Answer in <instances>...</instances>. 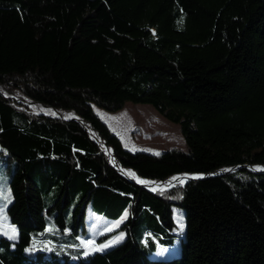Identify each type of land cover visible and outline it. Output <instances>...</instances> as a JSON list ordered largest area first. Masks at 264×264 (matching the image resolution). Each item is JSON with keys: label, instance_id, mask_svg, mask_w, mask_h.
Wrapping results in <instances>:
<instances>
[{"label": "trees", "instance_id": "obj_1", "mask_svg": "<svg viewBox=\"0 0 264 264\" xmlns=\"http://www.w3.org/2000/svg\"><path fill=\"white\" fill-rule=\"evenodd\" d=\"M7 45L20 75L3 68ZM0 84L80 116L142 179L242 166L151 193L121 177L77 122L0 95L7 215L18 233L0 235V264H264V174L246 167L264 166V0H0ZM127 103L180 125L189 152L126 149L94 106L117 113ZM90 206L127 218L122 242L88 255L80 237ZM178 238L181 254L158 259Z\"/></svg>", "mask_w": 264, "mask_h": 264}, {"label": "rangeland", "instance_id": "obj_2", "mask_svg": "<svg viewBox=\"0 0 264 264\" xmlns=\"http://www.w3.org/2000/svg\"><path fill=\"white\" fill-rule=\"evenodd\" d=\"M11 21L12 19L8 21V25L10 26L9 37L13 32ZM11 53L10 47L7 45L3 68L7 71H16L20 75L22 73L20 54ZM94 111L129 151L146 152L153 155H159L169 150L189 152L181 126L163 117L150 105L127 103L124 109L117 113H110L94 106ZM6 166L5 158L0 153V235L13 238L16 228L11 225L7 215V208L13 200L10 189L11 174L7 172ZM58 193L59 190L57 189L50 194H44V203L48 206L52 205L57 199ZM73 207L74 205L68 211L67 221L69 224L73 220ZM97 217L105 219L107 222H101L97 220ZM175 217L179 225L178 231L184 233V223H186L185 211L180 207H175ZM126 218L127 216H124L118 221H111L96 214L90 206L86 216L88 234L80 238L81 245H83L85 251L90 253L97 246H102V243H98V239L105 234L113 233L105 244L122 242L126 238L125 233L116 231ZM181 252V242L178 238L174 247H161L156 256L161 260L172 259L176 255H180Z\"/></svg>", "mask_w": 264, "mask_h": 264}, {"label": "water", "instance_id": "obj_3", "mask_svg": "<svg viewBox=\"0 0 264 264\" xmlns=\"http://www.w3.org/2000/svg\"><path fill=\"white\" fill-rule=\"evenodd\" d=\"M0 87H3L4 91H6V94L0 92V95L4 96L6 98L15 99L17 102L23 103L24 105H27L31 109H32V107H31L32 105H40V106L47 108V109H50L54 113H56V115L53 116V115H47L44 113H37L32 109L34 114L41 115V116H48L49 118L61 119L63 121L77 122L85 131H87L90 134L91 139H93L98 145H100L102 150L107 155L109 162L117 170L118 174L121 177L127 179L132 184H135L137 186L144 188L145 190H147L151 193L171 191L175 188L186 186L192 181L206 180L209 178H216L219 176H224L226 174L234 173V172L238 171L240 168H242V166L241 167H233V168L223 169V170H220V171H218L216 173H212V174H197V175H189V174L181 175V174H179V175L172 176L169 179H166L164 181H148V180L142 179V178L136 176L132 170L124 168L122 166L121 162L115 156L113 149L107 145L106 141L103 139V137L100 135V133H98L91 124L84 121L77 114L59 111L56 108H53L51 106L36 102V101L29 99L28 97L24 96L20 91H13L3 84H0ZM16 94H20V96H17ZM246 167L249 168L252 172H254L256 174H264V166L246 165ZM127 170H130L134 174V177H130L127 173ZM173 177H185L186 181L184 184H181V185L170 186V187H166V188L160 189V190H151L148 187H146V185L140 184V183L136 182V180H135V179L144 180V181H147L148 184L150 183L151 185H154V184H163L165 182H168Z\"/></svg>", "mask_w": 264, "mask_h": 264}, {"label": "bare ground", "instance_id": "obj_4", "mask_svg": "<svg viewBox=\"0 0 264 264\" xmlns=\"http://www.w3.org/2000/svg\"><path fill=\"white\" fill-rule=\"evenodd\" d=\"M0 92L6 94V91H4L3 87H0ZM16 95L20 96V94H16ZM31 107L37 113H44V114L53 115V116L56 115V113H54L52 110L44 108V107H42L40 105H32ZM127 173L129 175V173H132V172L130 170H127ZM129 176L130 177H134V176H131V175H129ZM175 178H178V179H175ZM135 180H136V182L144 181V180H138V179H135ZM185 181H186L185 177H173L168 182H165L163 184L151 185L150 183L149 184L148 183H141V182H138V183L146 185V187H148L151 190H153V189L154 190H160V189H164L166 187L184 184Z\"/></svg>", "mask_w": 264, "mask_h": 264}, {"label": "crops", "instance_id": "obj_5", "mask_svg": "<svg viewBox=\"0 0 264 264\" xmlns=\"http://www.w3.org/2000/svg\"><path fill=\"white\" fill-rule=\"evenodd\" d=\"M124 216H126V215H124ZM123 216V217H124ZM122 217V218H123ZM97 220H100L101 222H107V221H105V219H100V217H97ZM17 230H16V233L14 234V236H13V239H16L17 238ZM83 237V236H82ZM81 238V237H80ZM108 241V240H107ZM106 241V242H107ZM81 242V241H80ZM106 242H104V243H102V246H97L96 247V249L95 250H93L92 252H90V253H88V252H86V254H94V253H97V252H104V251H106L107 249H109V248H111L112 246H115L116 244H118V243H115V244H110V243H108V244H105ZM82 244V243H81ZM83 246V245H82ZM158 254V253H157ZM156 254V255H157Z\"/></svg>", "mask_w": 264, "mask_h": 264}, {"label": "snow or ice", "instance_id": "obj_6", "mask_svg": "<svg viewBox=\"0 0 264 264\" xmlns=\"http://www.w3.org/2000/svg\"><path fill=\"white\" fill-rule=\"evenodd\" d=\"M129 175L134 176L133 173H129ZM175 179H178V178H175ZM138 182H141V183H148L147 181H138ZM181 182H182V181H181ZM153 190H154V189H153Z\"/></svg>", "mask_w": 264, "mask_h": 264}]
</instances>
